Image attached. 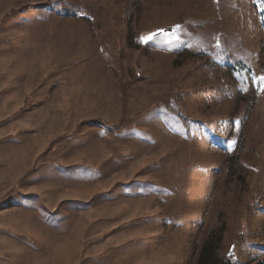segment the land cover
I'll use <instances>...</instances> for the list:
<instances>
[{"label":"rangeland","instance_id":"374dc122","mask_svg":"<svg viewBox=\"0 0 264 264\" xmlns=\"http://www.w3.org/2000/svg\"><path fill=\"white\" fill-rule=\"evenodd\" d=\"M261 76L264 0H0V264H264Z\"/></svg>","mask_w":264,"mask_h":264},{"label":"trees","instance_id":"16d2710c","mask_svg":"<svg viewBox=\"0 0 264 264\" xmlns=\"http://www.w3.org/2000/svg\"><path fill=\"white\" fill-rule=\"evenodd\" d=\"M211 254H212V251L208 245L204 248V251L202 252V254L200 256V264H208V261L210 260V258L212 256Z\"/></svg>","mask_w":264,"mask_h":264},{"label":"snow or ice","instance_id":"6c2138e0","mask_svg":"<svg viewBox=\"0 0 264 264\" xmlns=\"http://www.w3.org/2000/svg\"><path fill=\"white\" fill-rule=\"evenodd\" d=\"M155 35V34H153ZM152 39V36H148V37H144L143 40L145 41V43H147V41H150ZM259 81L264 82V76L259 77ZM261 92H264V87L260 88ZM236 142L232 141V145H234ZM232 145H229V147H231Z\"/></svg>","mask_w":264,"mask_h":264}]
</instances>
